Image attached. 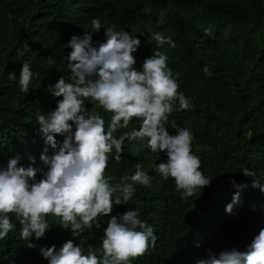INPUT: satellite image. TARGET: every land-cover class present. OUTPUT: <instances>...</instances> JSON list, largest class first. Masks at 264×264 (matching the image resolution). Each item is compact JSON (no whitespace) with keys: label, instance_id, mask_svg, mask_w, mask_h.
Instances as JSON below:
<instances>
[{"label":"trees","instance_id":"1","mask_svg":"<svg viewBox=\"0 0 264 264\" xmlns=\"http://www.w3.org/2000/svg\"><path fill=\"white\" fill-rule=\"evenodd\" d=\"M34 1L0 0V169L6 170L16 157L19 167L30 152L38 124L35 113L44 111L49 85L66 72L65 66L56 65V56L70 30L100 16L117 25H152L155 33L168 29L176 36L170 65L192 108L182 111L175 104L165 127L175 135V121L192 132V153L211 182L182 200L174 180L163 179L155 170L167 162L166 152L152 153L147 138L125 140L119 162L113 158L114 148L109 154L105 178L115 177L110 182L118 184L124 175L134 174L139 163L152 177L150 186L135 185L127 205L113 203L109 216L97 217L101 227L85 228L81 237H73L70 226L63 228L59 218L48 216L45 236L36 240L33 234L28 241L34 248L20 238L21 226L10 214L15 228L0 240V264H49L40 249L55 245L59 251L68 240L75 246L83 241L84 254L92 247L100 256L111 216L120 218L135 209L153 226L158 240L130 264H197L209 252L218 256L233 248L246 250L264 228V192L243 174L244 168L254 170L264 184V0H62L49 21L33 9L40 8ZM204 27L208 29L201 31ZM25 62L31 67L35 62L28 94L19 88ZM205 66L210 76L202 71ZM9 73L16 78L9 79ZM188 81L191 89L183 86ZM85 107L95 109L107 129L112 114L91 99ZM140 123L134 118L114 136L139 130ZM237 192L239 202L229 214L226 206Z\"/></svg>","mask_w":264,"mask_h":264},{"label":"clouds","instance_id":"2","mask_svg":"<svg viewBox=\"0 0 264 264\" xmlns=\"http://www.w3.org/2000/svg\"><path fill=\"white\" fill-rule=\"evenodd\" d=\"M61 1L35 0L40 8L33 9L49 21ZM204 29L208 28L201 31ZM260 33L264 39V32ZM50 40L56 43L55 37ZM66 40L62 53L56 56L60 62L56 65L65 66L66 72L49 85L44 111L35 113L38 124L31 136L30 152L19 167L20 158L16 157L8 161L6 170L0 169V240L15 228L9 218L13 213L21 226L20 238L27 242L33 234L36 240L45 236L50 227L48 216L59 218L63 228L70 226L73 237H81L83 229L93 225L99 229L97 217L109 216L113 203L127 205L135 185L147 187L152 180L139 163L135 173L124 175L118 184L110 182L115 177L105 178L109 154L114 148L113 158L119 162L125 140L147 138L146 146L152 153L166 152L167 162L159 163L155 170L163 179L174 180L182 200L211 182L199 170L200 158L192 153V132L175 121V135L165 127L175 104L182 111L192 108L170 65L169 55L177 46L171 31L155 33L152 25H117L92 16L83 26H74ZM33 67L27 62L22 66L19 88L25 94L29 93ZM202 71L211 75L208 66ZM15 78L9 73V79ZM183 86L193 87L189 81ZM89 99L112 114L107 129L101 115L85 107ZM253 102L260 104L258 99ZM134 118L141 122L139 130L116 138L114 133L127 128ZM243 174L252 178L253 188L264 192L254 170L244 168ZM239 199L237 192L226 212L231 214ZM139 215L135 209L125 211L120 218L111 216L100 256L92 247L84 254L83 241L75 246L72 240L59 251L53 245L42 247L40 253L49 264H130L154 248L158 240L153 226ZM35 246L27 243L28 248ZM197 264H264V228L246 250L233 248L218 256L209 252L208 258Z\"/></svg>","mask_w":264,"mask_h":264}]
</instances>
